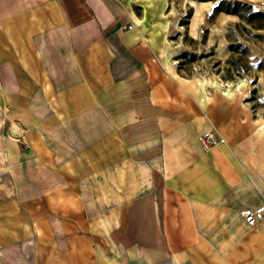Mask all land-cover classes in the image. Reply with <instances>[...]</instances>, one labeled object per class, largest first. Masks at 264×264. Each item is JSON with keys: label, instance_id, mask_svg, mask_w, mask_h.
<instances>
[{"label": "rangeland", "instance_id": "374dc122", "mask_svg": "<svg viewBox=\"0 0 264 264\" xmlns=\"http://www.w3.org/2000/svg\"><path fill=\"white\" fill-rule=\"evenodd\" d=\"M102 1L115 2L114 35L140 62L125 86L101 101L120 116V126L114 135H102L100 120L98 134L85 127L74 133L59 130L60 120L29 119L22 112L11 120L7 107L0 109V264H81L70 251H60L59 239L92 223L91 172L105 169L107 158L122 159V116L138 104L137 110L148 112L154 100L159 110L179 112L180 122L194 116L184 144L207 149L224 138L233 142L264 212V0ZM147 122L131 128L148 131L154 124ZM59 175L68 179L62 204L51 193L59 189ZM94 203L99 210L107 207L103 197ZM105 217L98 216L101 228ZM217 238L227 245L195 247L201 258L195 264H264V218L254 227L219 231ZM102 251L99 264H138L137 253L124 256L113 246L108 259Z\"/></svg>", "mask_w": 264, "mask_h": 264}, {"label": "crops", "instance_id": "0c3cea01", "mask_svg": "<svg viewBox=\"0 0 264 264\" xmlns=\"http://www.w3.org/2000/svg\"><path fill=\"white\" fill-rule=\"evenodd\" d=\"M114 4L0 0V109L7 107L11 120L22 112L29 119L60 120L59 130L77 133L85 127L92 134L99 133L101 120L106 127L101 134L114 135L120 116L108 113L101 101L140 67L114 35ZM148 104V112L137 110L138 104L122 116L127 120L121 126L127 131L122 159L107 158L105 169L91 172L92 223L59 239L60 251H70L77 263L99 264L100 250L111 259L115 246L124 256L137 253L133 263L195 264L201 262L195 247L226 246V239L217 238L219 231L245 227L244 214L262 208L230 139L207 149L184 144L194 116L180 122L179 112L159 110L156 100ZM143 121L154 126L133 131L132 125L142 128ZM114 150L108 145V152ZM62 178L51 192L60 204L67 196L68 179ZM101 197L107 207L99 210L94 200ZM99 214L106 216L103 228Z\"/></svg>", "mask_w": 264, "mask_h": 264}, {"label": "built area", "instance_id": "2783aa9c", "mask_svg": "<svg viewBox=\"0 0 264 264\" xmlns=\"http://www.w3.org/2000/svg\"><path fill=\"white\" fill-rule=\"evenodd\" d=\"M262 218H264V212L260 211L246 212L244 214V220L250 227H254Z\"/></svg>", "mask_w": 264, "mask_h": 264}, {"label": "bare ground", "instance_id": "6f19581e", "mask_svg": "<svg viewBox=\"0 0 264 264\" xmlns=\"http://www.w3.org/2000/svg\"><path fill=\"white\" fill-rule=\"evenodd\" d=\"M224 87H225V86H224ZM202 98L204 99V101H205L206 103L212 101V99H211V98H208L205 94L202 95ZM262 128H264V127H261L260 130H261V131H264V129H262Z\"/></svg>", "mask_w": 264, "mask_h": 264}]
</instances>
